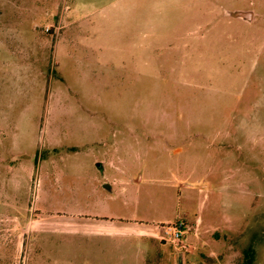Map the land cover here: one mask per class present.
I'll use <instances>...</instances> for the list:
<instances>
[{
    "label": "rangeland",
    "instance_id": "obj_1",
    "mask_svg": "<svg viewBox=\"0 0 264 264\" xmlns=\"http://www.w3.org/2000/svg\"><path fill=\"white\" fill-rule=\"evenodd\" d=\"M105 217L158 239L183 219L190 246L97 235ZM250 248L264 264V0H0V264Z\"/></svg>",
    "mask_w": 264,
    "mask_h": 264
},
{
    "label": "crops",
    "instance_id": "obj_2",
    "mask_svg": "<svg viewBox=\"0 0 264 264\" xmlns=\"http://www.w3.org/2000/svg\"><path fill=\"white\" fill-rule=\"evenodd\" d=\"M107 43L108 42L105 41L104 43L99 44L100 48L98 47V49L102 50L105 47V44ZM100 61H101L100 64L102 66H109V67L114 66L113 55H105V58H100ZM192 222H194L196 226H199L200 218L197 217ZM94 225L96 229L95 230L96 234L101 235V236H119V235L120 236H132L134 235L135 237L146 238V241L148 242L149 245H152V243H154L153 241H156V240L159 241V239L153 235L154 228L152 226H145L143 224L137 223V221L127 220L123 222V220H120L118 222V221H114L113 218L109 219L108 217H105L104 219L99 220V222ZM124 243L128 245L132 244L128 240H122L121 243L117 242L115 244L117 246H120L121 244H124ZM203 244H204L203 242L200 243V245H203Z\"/></svg>",
    "mask_w": 264,
    "mask_h": 264
},
{
    "label": "built area",
    "instance_id": "obj_3",
    "mask_svg": "<svg viewBox=\"0 0 264 264\" xmlns=\"http://www.w3.org/2000/svg\"><path fill=\"white\" fill-rule=\"evenodd\" d=\"M159 240L171 244L174 248L188 250L187 227L183 219H176L172 222L161 223L156 227Z\"/></svg>",
    "mask_w": 264,
    "mask_h": 264
},
{
    "label": "trees",
    "instance_id": "obj_4",
    "mask_svg": "<svg viewBox=\"0 0 264 264\" xmlns=\"http://www.w3.org/2000/svg\"><path fill=\"white\" fill-rule=\"evenodd\" d=\"M246 256V264H250L251 263V258H252V250L251 248L247 250V252L245 253Z\"/></svg>",
    "mask_w": 264,
    "mask_h": 264
},
{
    "label": "water",
    "instance_id": "obj_5",
    "mask_svg": "<svg viewBox=\"0 0 264 264\" xmlns=\"http://www.w3.org/2000/svg\"><path fill=\"white\" fill-rule=\"evenodd\" d=\"M233 16L249 18L250 14L245 12H234Z\"/></svg>",
    "mask_w": 264,
    "mask_h": 264
}]
</instances>
